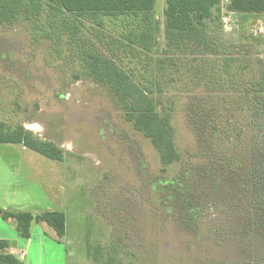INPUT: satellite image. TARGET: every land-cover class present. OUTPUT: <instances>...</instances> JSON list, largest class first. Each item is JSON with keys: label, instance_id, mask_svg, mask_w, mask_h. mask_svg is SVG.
<instances>
[{"label": "rangeland", "instance_id": "1", "mask_svg": "<svg viewBox=\"0 0 264 264\" xmlns=\"http://www.w3.org/2000/svg\"><path fill=\"white\" fill-rule=\"evenodd\" d=\"M227 4H221V30L212 35L233 51L248 50L252 70L264 72V44L255 49L247 38L260 24L245 34ZM154 16L158 47L140 59L120 40L128 28L138 30L136 22L107 19L99 34L77 21L89 50L114 57L172 110L183 159L165 171L151 142L105 89L76 78L81 61L66 37L57 40L54 29L43 35L26 22L0 27V106L11 110L3 113L6 122L22 123L65 154L56 162L20 144H0V212L66 215V236H48V253L32 256L34 264H264V93L243 81L236 92L217 91L208 82L216 58L206 52L176 48L164 58L165 0H157ZM159 57L172 62L159 70ZM211 160L214 203L200 202L203 212L191 218L169 215L176 199L157 187V201L152 187L191 165L210 168ZM0 221L16 229L1 215Z\"/></svg>", "mask_w": 264, "mask_h": 264}, {"label": "trees", "instance_id": "2", "mask_svg": "<svg viewBox=\"0 0 264 264\" xmlns=\"http://www.w3.org/2000/svg\"><path fill=\"white\" fill-rule=\"evenodd\" d=\"M222 1L165 0L167 49L164 58H168L167 54L174 52L176 48L183 54H187L188 47L195 52H206L216 58L211 68L216 73L208 82L217 86V91L236 92L243 81L244 85L247 83L245 88L253 87L254 92L264 93V72L257 73L252 70L249 51L238 47L233 51L221 41V35H212L221 30ZM227 1L228 12L236 18V25H239L245 34L251 24L258 23L259 20L264 22V0ZM156 4L157 0H0V27L26 22L33 30L41 31L43 35L51 36V32L57 30L54 31L58 32L57 40L66 37L69 46L77 47L74 52L81 61V75H76V78L82 76L105 89L117 108L124 113L126 120L151 142L165 171L167 167L178 164L183 159L176 140L177 129L173 123L172 110L163 104L161 97L155 95L152 89L144 88L135 81L134 74L121 67L114 57L97 50H89L83 35H80L82 26L77 21L89 22L99 34H103L107 19L136 22L138 30L128 28V31L123 32L121 44L124 51L133 58H147L155 53L158 47L154 16ZM68 16L72 17V20H69ZM43 21H46V24ZM217 22L218 26L214 29L213 26ZM249 34L247 38L250 37L253 44H256L255 49L264 44L261 35L255 34L254 31ZM245 57H248L247 64L244 63ZM159 58V70H163L167 62H172L170 59ZM248 70H251L250 80L246 75ZM203 74L200 78L206 81L207 76ZM12 104V110L20 108L18 96ZM15 105L17 108H14ZM7 111L11 110L0 108V144H20L50 160L64 161L65 154L55 143L40 138L22 123L8 124L5 120L8 116L3 114ZM210 163V168L207 166L209 162L207 167L202 168L191 165L173 178L163 177L164 180H158L154 186L153 181L149 183L154 187L152 191L156 200L157 190L160 188L167 189L170 196L176 199V203L170 201L175 208L169 204V215L178 214V218H191L199 210L203 212L204 206L202 207L200 202L214 203L219 194L213 191L211 183L215 182L212 178L214 165L212 160ZM0 215L14 224L18 235L23 239L31 238L34 224H46L60 239L66 236L67 220L63 212L33 214L26 211H2ZM179 220L190 222L187 219ZM7 249L8 243L0 240V264H25L18 256L7 253Z\"/></svg>", "mask_w": 264, "mask_h": 264}, {"label": "crops", "instance_id": "3", "mask_svg": "<svg viewBox=\"0 0 264 264\" xmlns=\"http://www.w3.org/2000/svg\"><path fill=\"white\" fill-rule=\"evenodd\" d=\"M233 20L236 22L235 17H233ZM261 23H264L263 20L258 21V24ZM10 106V109H12V102ZM2 107L0 106V108ZM24 148L26 147L24 146ZM15 230L0 221V240L8 243L7 253L18 256L22 261L25 260L27 264H34L32 256L38 257V254L42 253V251L48 253L49 239L47 237L51 236L53 238V234H56L46 224H34L30 240L21 238Z\"/></svg>", "mask_w": 264, "mask_h": 264}, {"label": "built area", "instance_id": "4", "mask_svg": "<svg viewBox=\"0 0 264 264\" xmlns=\"http://www.w3.org/2000/svg\"><path fill=\"white\" fill-rule=\"evenodd\" d=\"M232 14H229L228 16L230 17ZM225 21H228V18L226 17ZM260 27H258V29H260V31H254L255 34H264V26H262V23L259 25Z\"/></svg>", "mask_w": 264, "mask_h": 264}]
</instances>
